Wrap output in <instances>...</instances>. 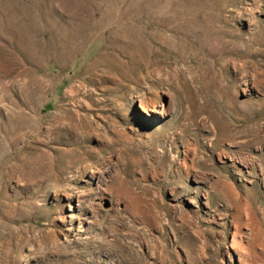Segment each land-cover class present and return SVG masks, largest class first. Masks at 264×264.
Here are the masks:
<instances>
[{
  "label": "rangeland",
  "instance_id": "1",
  "mask_svg": "<svg viewBox=\"0 0 264 264\" xmlns=\"http://www.w3.org/2000/svg\"><path fill=\"white\" fill-rule=\"evenodd\" d=\"M0 264H264V0H0Z\"/></svg>",
  "mask_w": 264,
  "mask_h": 264
}]
</instances>
